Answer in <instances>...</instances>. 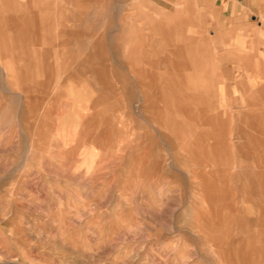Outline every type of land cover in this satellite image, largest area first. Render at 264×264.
<instances>
[{"label":"rangeland","instance_id":"rangeland-1","mask_svg":"<svg viewBox=\"0 0 264 264\" xmlns=\"http://www.w3.org/2000/svg\"><path fill=\"white\" fill-rule=\"evenodd\" d=\"M66 1L55 0V22L71 40L67 75L35 68L29 79L19 75V62L0 60V264H264V204L245 196L239 179L226 198L249 224H206L207 213L225 215L226 200L213 206L204 195L180 139L160 123L162 102L148 99L128 59L126 27L133 22L149 36V24L158 21L147 17L148 5L103 0L100 14L83 20L81 8ZM26 2L1 0V15L34 12L24 10ZM187 33L197 37L218 86L213 103L200 107V121L184 126L203 130L214 117L230 122L238 150L248 144L241 129L264 104L233 100L225 109L219 83L228 81L226 58L207 27ZM99 36L105 49L96 55ZM57 44L43 65H63L53 59L62 54ZM90 118L96 126L80 124ZM144 150L151 163L133 164L132 154ZM232 172L240 176L239 166ZM235 248L241 261L231 260Z\"/></svg>","mask_w":264,"mask_h":264},{"label":"crops","instance_id":"crops-1","mask_svg":"<svg viewBox=\"0 0 264 264\" xmlns=\"http://www.w3.org/2000/svg\"><path fill=\"white\" fill-rule=\"evenodd\" d=\"M69 1L81 8L83 20H87L92 12L98 16L103 5V0L66 2ZM143 5H148L149 19H158L148 26L152 34H144L132 22L122 33L121 40L148 99L162 102L160 123L180 139L191 164L196 167L193 173L200 178L204 195L213 206L226 200L223 201L225 215L207 213L205 222L249 224L226 197L240 179L245 183L244 195L260 199V204H264V113H253L251 127L241 129L248 144L238 146V150L229 137L233 131L231 123L217 117L207 121L208 126L203 130L187 131L184 123L192 125L200 121V107L205 105L207 109L213 103L218 86V81L208 73L206 53L200 52L197 37L188 35L187 29L201 31L202 27H207L226 58L228 81L219 83L220 99L227 105L225 109L231 107L233 100L246 104L260 100L264 104V0H144ZM24 6V10L32 7L36 10L15 19L1 15L7 7L6 10L0 8V60L19 62V75L29 79L35 68L38 74L40 70H46L43 74L49 77L65 75L72 57L64 49L71 40L66 30L57 31L55 19L61 12L57 11L55 0H27ZM201 35L204 34L201 32ZM58 40L60 43L57 44ZM30 43L41 45L43 49H36L31 54ZM56 44L63 47L62 54L52 58L60 57L64 66L58 64L50 68L43 63L51 61L47 48ZM92 47L96 55L103 52V36H99ZM141 64H148L152 70L141 69ZM80 124L96 126L97 120H81ZM148 155L145 150L139 157L132 154L131 162L145 166L150 162ZM255 163L261 165L260 168H256ZM236 165L240 176L232 172ZM232 252L235 255L232 259L241 261L240 250L235 248Z\"/></svg>","mask_w":264,"mask_h":264},{"label":"bare ground","instance_id":"bare-ground-1","mask_svg":"<svg viewBox=\"0 0 264 264\" xmlns=\"http://www.w3.org/2000/svg\"><path fill=\"white\" fill-rule=\"evenodd\" d=\"M237 249H238V248H237ZM239 249H240V248H239ZM239 249H238V251H239ZM224 254H225V252H224ZM238 254H239V252H238ZM238 254H237V255H238ZM242 260H243V259H242ZM232 261H233V259H232ZM247 262H248V260H247Z\"/></svg>","mask_w":264,"mask_h":264}]
</instances>
